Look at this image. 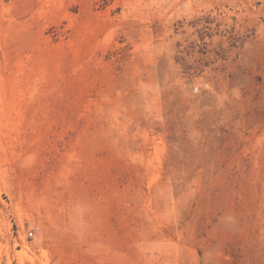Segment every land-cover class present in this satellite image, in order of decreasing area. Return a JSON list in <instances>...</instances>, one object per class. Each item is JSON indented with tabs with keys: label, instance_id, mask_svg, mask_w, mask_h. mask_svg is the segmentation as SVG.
<instances>
[{
	"label": "rangeland",
	"instance_id": "374dc122",
	"mask_svg": "<svg viewBox=\"0 0 264 264\" xmlns=\"http://www.w3.org/2000/svg\"><path fill=\"white\" fill-rule=\"evenodd\" d=\"M0 264H264V0H0Z\"/></svg>",
	"mask_w": 264,
	"mask_h": 264
},
{
	"label": "built area",
	"instance_id": "2783aa9c",
	"mask_svg": "<svg viewBox=\"0 0 264 264\" xmlns=\"http://www.w3.org/2000/svg\"><path fill=\"white\" fill-rule=\"evenodd\" d=\"M28 234H29L30 236H32L33 232H32V231H29Z\"/></svg>",
	"mask_w": 264,
	"mask_h": 264
}]
</instances>
